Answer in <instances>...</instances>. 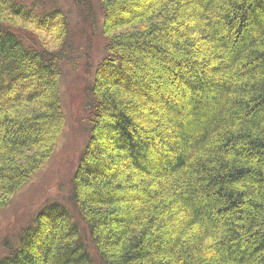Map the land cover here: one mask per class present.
I'll use <instances>...</instances> for the list:
<instances>
[{
    "label": "trees",
    "instance_id": "16d2710c",
    "mask_svg": "<svg viewBox=\"0 0 264 264\" xmlns=\"http://www.w3.org/2000/svg\"><path fill=\"white\" fill-rule=\"evenodd\" d=\"M108 37L71 205L0 264H264V0H98ZM0 0V210L65 124L66 14ZM50 45V46H49Z\"/></svg>",
    "mask_w": 264,
    "mask_h": 264
},
{
    "label": "rangeland",
    "instance_id": "374dc122",
    "mask_svg": "<svg viewBox=\"0 0 264 264\" xmlns=\"http://www.w3.org/2000/svg\"><path fill=\"white\" fill-rule=\"evenodd\" d=\"M44 2L45 9L59 6L66 14L73 44L62 67L61 106L65 124L49 160L0 210V258L17 242L19 232L45 203L59 201L71 205L73 177L88 139L89 88L108 42L102 32L103 14L98 0ZM89 250L94 263L102 264L91 245Z\"/></svg>",
    "mask_w": 264,
    "mask_h": 264
}]
</instances>
